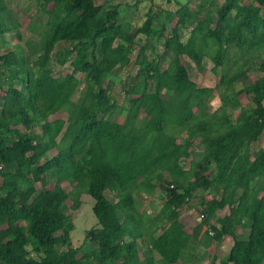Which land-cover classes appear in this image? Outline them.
Segmentation results:
<instances>
[{
  "label": "trees",
  "instance_id": "16d2710c",
  "mask_svg": "<svg viewBox=\"0 0 264 264\" xmlns=\"http://www.w3.org/2000/svg\"><path fill=\"white\" fill-rule=\"evenodd\" d=\"M205 1L149 6L135 26L120 21L118 4L34 0L43 23L33 42L0 0V264H182L186 254L200 264L224 239L221 264H264V141L251 150L264 132V0ZM182 56L198 71L205 58L222 68L213 111L214 88L197 87ZM53 58L69 70L55 75ZM130 64L120 106L104 81ZM156 190L168 198L151 217L138 197ZM82 193L97 204L98 227L83 239L96 243L93 257L69 242L66 208L76 210ZM197 194L203 217L187 233L179 216Z\"/></svg>",
  "mask_w": 264,
  "mask_h": 264
},
{
  "label": "rangeland",
  "instance_id": "374dc122",
  "mask_svg": "<svg viewBox=\"0 0 264 264\" xmlns=\"http://www.w3.org/2000/svg\"><path fill=\"white\" fill-rule=\"evenodd\" d=\"M95 4L101 5L103 3H113L121 6V15L120 21L128 20L133 25L137 26L143 20V14L148 9L149 6H155L161 8L164 12H173L180 6V4L188 3L191 6H196L197 4H207L205 0H94ZM222 0H215V3H220ZM242 3H245L246 0H239ZM10 10L14 14L18 22V32L22 40H31L36 42L39 37V33L42 30V21L43 17L40 14L35 13L34 9V0H6ZM261 15L264 17V7L260 9ZM38 15V16H36ZM173 25V21L167 23L163 28V34L168 35L169 28ZM188 30H185L182 35V38L185 39L187 37ZM4 42L7 45H11L16 42L14 38L11 36H6L4 38ZM2 41L0 40V44ZM67 46L66 43L61 42L59 45L55 47L54 50L58 48H63ZM160 49V48H159ZM3 50V49H1ZM135 53V51H134ZM134 53L131 55V60L134 59ZM261 59L257 63H264V50L261 52ZM181 62L184 64L188 71V75L190 79L198 86V87H213L214 92L213 95L207 101V108L209 111H213L220 105L219 94L221 89L217 87V82L222 73V68L214 65L208 58L204 59V69L202 71H198L195 66L189 61L185 56L181 57ZM69 61L63 65L59 66L55 59L53 58V62H51V68L55 75L62 74L69 70ZM30 76L33 77L32 72ZM133 80L132 68L131 64L125 69L114 68L110 75L104 81V85L108 87V93L112 99H114L118 105L122 106L126 102V97L124 94V90L126 86ZM81 87V86H80ZM77 93L72 96L75 99ZM238 102L241 105L246 104L249 101V97L240 94L238 97ZM63 116L64 114H59ZM65 116V115H64ZM55 116H50L52 119ZM118 119L122 120V110L118 114ZM264 141V132L260 136V138L252 145L251 150L255 151L258 147L262 145ZM196 144V143H195ZM196 146V145H195ZM195 148V147H194ZM162 179V177H161ZM160 179V181H161ZM73 186V182L70 180L62 182V187L65 191H69ZM109 194L108 192H106ZM206 204L208 205L211 198L210 195L203 193ZM200 194L192 197L187 205L189 206L191 215L185 224V230L190 232L194 226V224L201 221L200 212L195 209L193 206L197 204L199 200ZM141 201V209L143 208L148 213H152V216L160 213L162 210H165L166 206V196L165 193L156 190L152 195L142 194L138 197ZM96 202L86 193H82L79 197V206L76 210H71L66 208V215L68 221L72 223V229L69 233V242L70 246L73 248H79L84 245L87 253L93 257L96 250V243L94 241L85 240L84 235L86 231L91 229H96L98 227L96 218L94 217V211L96 208ZM223 211H216L215 216L209 220V224H215L218 219L223 215ZM246 234V233H245ZM114 237V236H113ZM139 245H142V239L138 240ZM196 246V254L199 255L204 245L202 241H199ZM229 245L227 239H224L220 242H211L205 251L204 259L200 264H205L209 262L213 257L215 258L214 264H221L222 260L226 258L227 251ZM191 258L190 254H186L182 259L181 263L186 259L189 260ZM154 264H163L158 257H154Z\"/></svg>",
  "mask_w": 264,
  "mask_h": 264
},
{
  "label": "crops",
  "instance_id": "0c3cea01",
  "mask_svg": "<svg viewBox=\"0 0 264 264\" xmlns=\"http://www.w3.org/2000/svg\"><path fill=\"white\" fill-rule=\"evenodd\" d=\"M194 83V82H193ZM196 85V84H195ZM197 86V85H196ZM198 87V86H197ZM143 209V208H142ZM148 211V210H147ZM146 211V212H147ZM149 212V211H148ZM147 212V213H148ZM149 214V216H151V217H153L152 216V213H148ZM189 215H191V213H190V209H188V208H184V209H182L181 210V213H180V216H179V221L183 224V226H184V230H185V224H186V222H187V220L190 218V216ZM155 216V215H154ZM197 224V223H196ZM195 225V224H194ZM194 227V226H193ZM186 231V230H185ZM190 232L192 231V229L191 230H189ZM187 232V231H186ZM190 232H187V233H190ZM138 245H139V242H138ZM140 246V248L141 249H144V246L143 245H139ZM154 257H157V256H154ZM154 257H153V260H154ZM192 258V257H191ZM191 258L189 259V260H184L183 262H182V264H188V262H190V260H191Z\"/></svg>",
  "mask_w": 264,
  "mask_h": 264
},
{
  "label": "built area",
  "instance_id": "2783aa9c",
  "mask_svg": "<svg viewBox=\"0 0 264 264\" xmlns=\"http://www.w3.org/2000/svg\"><path fill=\"white\" fill-rule=\"evenodd\" d=\"M169 188H172L171 184H169ZM165 196H166V199H167L168 198L167 194H165ZM202 217H203V214H200V218H202ZM209 233L212 234V231L209 230Z\"/></svg>",
  "mask_w": 264,
  "mask_h": 264
}]
</instances>
